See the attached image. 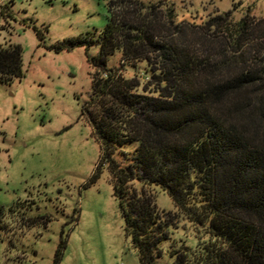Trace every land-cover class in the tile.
Returning a JSON list of instances; mask_svg holds the SVG:
<instances>
[{
  "label": "trees",
  "instance_id": "trees-1",
  "mask_svg": "<svg viewBox=\"0 0 264 264\" xmlns=\"http://www.w3.org/2000/svg\"><path fill=\"white\" fill-rule=\"evenodd\" d=\"M105 1L98 40L50 49L99 43L97 55L87 53L93 92L83 108L102 150L91 181L110 171L140 264H159L167 241L174 264H264V19L236 22L228 12L196 25L178 22L165 0ZM25 73L22 47H0V83ZM135 142L120 163L116 150ZM154 187L175 212L158 208ZM183 222L195 248L173 238Z\"/></svg>",
  "mask_w": 264,
  "mask_h": 264
},
{
  "label": "rangeland",
  "instance_id": "rangeland-1",
  "mask_svg": "<svg viewBox=\"0 0 264 264\" xmlns=\"http://www.w3.org/2000/svg\"><path fill=\"white\" fill-rule=\"evenodd\" d=\"M165 1L178 22L201 25L228 12L236 22L264 19V0ZM108 16L105 0H0V47L20 45L26 70L23 79L0 83V264H55L58 251V264H140L110 171L91 181L102 150L83 108L93 92L87 53L97 55L99 43L50 49L71 38L98 40ZM120 62L117 54L109 66ZM138 145L119 147L115 158L126 164L124 153ZM153 193L160 210L176 211L166 192ZM173 233L178 246L198 244L188 223ZM169 246L162 244L159 264H174Z\"/></svg>",
  "mask_w": 264,
  "mask_h": 264
}]
</instances>
